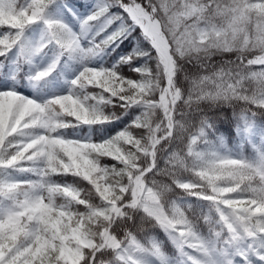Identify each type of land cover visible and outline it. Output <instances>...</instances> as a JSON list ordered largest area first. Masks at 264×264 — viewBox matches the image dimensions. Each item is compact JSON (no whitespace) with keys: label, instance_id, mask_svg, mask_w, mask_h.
<instances>
[{"label":"clouds","instance_id":"1","mask_svg":"<svg viewBox=\"0 0 264 264\" xmlns=\"http://www.w3.org/2000/svg\"><path fill=\"white\" fill-rule=\"evenodd\" d=\"M196 3V15L181 12L184 0H173L169 13L158 14L167 37L166 62L149 41L146 47L139 43L143 63L134 70L136 86L110 79H102L95 87L84 81L72 83L86 69L96 71L89 65L108 54L110 47L96 36L99 51L82 64L63 94L75 105H50L53 127L37 132L47 141L50 155L38 158L33 169H38V180L27 182V187L22 182L20 187L21 210L33 203L42 206L43 219H26L25 224L47 243L45 264H56L62 250L70 251L75 264H91L89 257L102 250L97 264H119L114 238L128 232L141 241L154 239V229L161 228L157 216L167 217L169 211L174 223L186 226L187 233L181 235L209 245L218 253V264H223L219 253L228 240L223 225L231 223L232 231L247 233L253 224L264 223V196L256 195L257 189H264V5L257 0ZM2 39L8 43L0 50L4 57L0 64H6L21 42L8 35ZM48 55L44 52L39 58L45 68ZM56 55L53 51L51 60ZM58 71L65 70L59 65L43 81L54 79ZM28 75L21 64L17 87L26 85ZM111 89L116 95L123 92L122 98L130 102L125 106L105 97ZM133 109L138 113L125 128L103 135L107 125ZM228 109L242 133L259 135L256 158L222 153L212 140L217 116L226 119ZM221 158L242 160L243 166L218 167L215 161ZM210 182L229 196L232 189L238 195L248 194L252 203L261 206L260 215H242L249 211L243 203L239 211L236 207L225 211L217 203L200 200L185 203L197 195L191 189L203 192ZM144 190L156 198H148ZM117 203L119 211L109 223ZM20 243L30 245L31 240ZM149 264L156 262L149 259ZM170 264L179 260L174 258Z\"/></svg>","mask_w":264,"mask_h":264},{"label":"snow or ice","instance_id":"2","mask_svg":"<svg viewBox=\"0 0 264 264\" xmlns=\"http://www.w3.org/2000/svg\"><path fill=\"white\" fill-rule=\"evenodd\" d=\"M56 0H0V50L8 42L2 39L5 35L14 36L21 42V53L27 63L33 65L34 75L31 80L39 83L48 77L49 72L61 65V60H78L85 64L89 56L96 55L99 51L95 42L96 36H102V43L106 46H119L120 42L128 37L137 28L142 31L144 40L149 41L160 54V60L165 61L167 37L159 23L158 14L169 13L173 0H147L145 5L142 0H95L92 10L84 17L77 16L72 9L67 11L77 20L79 31L74 30L60 19L50 18L48 11ZM264 5V0H257ZM119 9L113 12V9ZM183 14L196 15L198 7L196 0H184ZM123 13V14H122ZM175 19L174 16L169 17ZM44 25V32L38 38L25 41L26 30L36 24ZM94 29V30H93ZM11 46V45H9ZM46 49H55L57 55L45 68L39 58ZM142 54V49L137 46L131 53L122 56L117 65L111 69L96 68V71L85 70L80 78L72 83L95 87L102 79H110L116 83L136 86L135 79L126 78L119 71V65L132 66ZM3 57V56H0ZM138 67H133V71ZM9 69L0 65V264H45L48 245L43 239L37 238L26 227L25 220L43 219L42 206L33 203L27 210H21L23 195L20 187H27V182L38 180V169L33 171L39 163L38 158L50 155L47 141L41 140L37 132L43 133L53 127L54 116L51 106L66 107L75 105L71 97L57 95L50 101H38L20 94L9 82H14L16 77L9 75ZM103 92V88L100 89ZM115 89L104 93L105 97L111 96L113 101L127 105L130 101L124 93L114 94ZM203 134V133H202ZM196 142V141H194ZM221 168H236L243 166V161L233 158H221L215 161ZM23 173L24 178L20 175ZM216 182H210L203 192L200 188L191 189L197 193L193 198L206 204L217 203L225 211L243 203L249 210L242 215H260L262 208L258 203H252L248 194H235L229 196L219 191ZM186 191L188 189H181ZM130 194L131 190H127ZM144 194L155 199L154 193ZM26 195V194H24ZM257 197L264 196V189L256 190ZM152 211L151 208L145 209ZM30 211L34 215H29ZM119 211V203L108 222ZM39 214V217L37 215ZM161 228L167 233L180 253V264H218V253L209 245L202 244L198 239L187 234L184 225L174 223L175 218L169 211L167 217L163 213L157 216ZM224 233L228 235L225 249L219 255L224 257L223 264H264V223L253 224L250 231L243 229L232 231V224L223 225ZM29 241L31 244L23 243ZM113 243L118 245L119 264H149V259L156 264H170L169 258L162 251L160 243L155 239L141 241L132 233L122 232L114 238ZM111 251V248L107 249ZM103 250L95 256L89 257L91 264H97L103 256ZM56 264H75L70 251L58 253ZM102 264V261H101Z\"/></svg>","mask_w":264,"mask_h":264},{"label":"trees","instance_id":"3","mask_svg":"<svg viewBox=\"0 0 264 264\" xmlns=\"http://www.w3.org/2000/svg\"><path fill=\"white\" fill-rule=\"evenodd\" d=\"M141 2V0H138ZM142 2L146 5L147 0H142ZM95 0H56V2L51 6L49 11L58 12L61 10L62 6L67 5V8L75 7L78 11H86L89 13L92 8ZM67 8L64 7L65 14L67 15V19H65V23L69 26H73L74 24L78 25V22L74 17L67 11ZM119 9H113V12H118ZM77 14L79 12L73 11ZM123 14V13H122ZM36 25L31 26L26 30L25 33V41H31L34 39H38L34 34V29ZM144 42V46L146 47L148 41L144 40L142 31L140 29H136L133 31L123 42L119 43V46L116 45L111 46L108 49V54L104 55L100 62V67L111 69L113 66L117 65L120 58L122 56H126L133 51L134 48L138 46L139 43ZM46 52L52 54L53 51L56 52L55 49H46ZM4 57H0V61H3ZM143 61L141 59H137L132 66L127 64L119 65L120 73L126 78L136 79L137 74L132 70L133 67H140ZM23 65L25 72L29 73L26 77V85L24 87H17V75L19 73V68ZM3 67L9 69V75H14L16 77L15 81L9 82L10 87H14L20 94H23L29 98L37 99L38 101H42L45 99L53 98L57 95L67 94L69 88L71 86V80L78 74V71L82 68V64L78 60H68L67 57H64L61 60V67L65 71H58L54 75V79H49L47 81L36 83L31 80L30 71L33 70L32 67L29 66L24 56L21 53V49L18 46L11 53H9V59L6 64H0ZM15 66V70L12 69V66ZM89 66L95 67L93 63ZM227 114L226 119H220L217 116L216 124H215V135H212V140L215 142L217 147L222 153H228L229 151L235 149L242 145L241 136L244 135L242 133L240 126H238L237 122L232 119V112L230 109L225 110ZM138 113L137 109H133L132 112L125 115L123 119L110 123L105 127L103 135H114L118 131L122 130L127 126L130 121L133 119V116ZM223 133V136L220 135ZM224 137H227V140H224ZM108 163H113L112 161H108ZM24 178V176H23ZM57 179H60L59 177ZM68 181H72L73 178L67 177L65 178ZM63 182V181H61ZM177 192H180L177 189ZM182 194V193H181ZM197 203V200L193 197L188 198L185 203ZM205 203V202H201ZM206 204V203H205ZM154 239L157 240L162 248V251L165 253V256L169 258V261H173L174 258L180 261L178 249L175 247L173 242L169 239L167 234L161 229H154Z\"/></svg>","mask_w":264,"mask_h":264},{"label":"rangeland","instance_id":"4","mask_svg":"<svg viewBox=\"0 0 264 264\" xmlns=\"http://www.w3.org/2000/svg\"><path fill=\"white\" fill-rule=\"evenodd\" d=\"M72 10L76 11L77 12V9L76 8H72ZM89 13L83 11V12H79L78 16L80 17H84L86 15H88ZM48 15L50 18H53V19H60L62 20L63 22H65V19H67V15L60 11V12H56V13H53V12H48ZM72 28L76 31H79V24H74L72 26ZM44 32V25L43 24H40L38 23L37 27H36V30H35V34L38 35L39 37L43 34ZM51 58H52V55H48V57H45L44 59V63H49L51 61ZM100 61H101V58H97L93 61V63L95 64V67L96 68H99L100 67ZM30 66L33 67V65L29 64ZM13 69H15V67L13 66ZM242 142L245 144V145H248V149H250V152H249V157L251 159H254L256 158L257 156V147L259 146L260 144V140H259V135H255V136H251V135H244L242 137ZM245 153V154H244ZM229 154L233 155V156H244L245 158H247L248 156L246 154H248V152H246L245 150H242L241 148L238 149L236 148L235 151H232L230 152ZM20 175V178L23 179V175L22 174H18ZM180 264V262H179Z\"/></svg>","mask_w":264,"mask_h":264}]
</instances>
